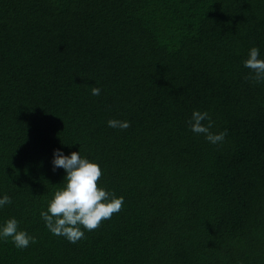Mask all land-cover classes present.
<instances>
[{
	"label": "trees",
	"instance_id": "1",
	"mask_svg": "<svg viewBox=\"0 0 264 264\" xmlns=\"http://www.w3.org/2000/svg\"><path fill=\"white\" fill-rule=\"evenodd\" d=\"M252 47L264 59V0H0V227L15 218L35 237L0 238V264H264ZM194 110L223 142L190 130ZM56 149L124 198L75 244L40 215L65 183Z\"/></svg>",
	"mask_w": 264,
	"mask_h": 264
},
{
	"label": "clouds",
	"instance_id": "2",
	"mask_svg": "<svg viewBox=\"0 0 264 264\" xmlns=\"http://www.w3.org/2000/svg\"><path fill=\"white\" fill-rule=\"evenodd\" d=\"M244 67L252 75L249 79L264 82V59L260 58L257 47L249 50L244 61ZM101 89L92 87V95L98 96ZM207 121V124L203 122ZM111 128L127 129L130 122L110 119L107 122ZM190 130L197 135H204L212 144L221 143L226 136L225 132L213 133V121L208 112L194 110L188 121ZM53 170L62 168L66 175L64 186L55 191L49 201L47 211L40 213L48 230L56 236H63L70 243H77L85 239V231H94L103 221L109 220L114 214L123 209L124 198L116 197L103 187H98V181L103 176L101 167L80 155L79 151L64 155L59 149L53 153ZM11 198L4 195L0 198V207L11 204ZM12 243L18 249L27 248L30 243H35V237L19 229V222L15 218L8 219L0 227V238Z\"/></svg>",
	"mask_w": 264,
	"mask_h": 264
}]
</instances>
